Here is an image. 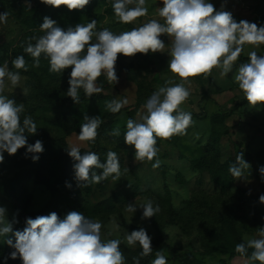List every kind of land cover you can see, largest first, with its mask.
<instances>
[{"label": "rangeland", "instance_id": "1", "mask_svg": "<svg viewBox=\"0 0 264 264\" xmlns=\"http://www.w3.org/2000/svg\"><path fill=\"white\" fill-rule=\"evenodd\" d=\"M38 2L39 0H0V13H8L7 22H0V66L7 60L9 70L19 71L21 75L20 85L12 87L8 82L4 95L18 104L23 103L21 124L25 116H31L37 126L36 134L25 133L28 144H34L36 140L44 144L49 140L64 144L67 150L72 146L87 151L97 149L98 155L105 160L108 151L117 154L121 173L119 178H114L113 174L103 185L87 182L85 186L74 180L75 192L82 204L76 211L102 224V239H120V250L125 259V248L132 255L141 250L139 244L128 246L125 235L144 228L151 238L160 233L174 248V252H161L166 257L167 264H183L182 260L187 264H219L228 257L230 249L236 244V236H240L245 242L247 239L261 238L259 228L264 227V204L260 203L259 197L264 195V175L260 172V168L264 167V159H261V154L264 153V104L255 107L249 105L234 77L239 65L248 62V53L255 51L258 55H264V44L259 47L246 44L241 54L248 59L240 60V55L232 71L224 77L220 76L221 70L218 68H214L207 78L203 74L190 77V84L185 85L190 96L180 107L191 113L193 124L185 135H174L167 140L157 137V156L151 162L138 161L135 160V152L121 149L119 144L124 140L127 120L131 118L136 122H143L142 117L147 114L144 105L148 99L136 105L140 89L152 88L155 92L159 87L171 86L166 83L169 80L173 83L180 82L168 70L171 42L167 35L160 37L166 45L163 53L158 52L160 55L151 52L148 55L139 53L134 57L119 55L115 65L118 83L109 84L104 75L98 78L97 86L102 88L101 93L105 97L88 101L80 123L69 133H65L58 125L49 123L48 118L55 112L49 108L43 92L47 89L51 95L57 91L67 94L71 68L60 73L50 72L49 60L42 57L39 67L33 66L34 60L25 59L28 70L24 71L16 70L11 61L18 57L16 52L23 40L28 41L29 37L44 34L40 28L44 17L55 20L57 26L64 30L95 19V31L107 28L119 34L142 26L151 19L163 22L158 15L159 8L163 6L162 0H146L148 14L131 24L117 21L112 8L115 0H90L82 10L69 11L61 6L58 8V16L45 11L35 23L32 17ZM209 2L217 11L230 12L237 22L246 20L264 27V0ZM113 99H127L128 103L124 106L126 110L112 119L105 102ZM85 115L99 116L103 121L94 142L78 140ZM117 127L120 130L118 137L111 135ZM213 137L217 139L211 150ZM56 143L47 153L46 182L37 183L34 173L25 178L29 191L33 194L32 208L39 210L49 205L47 215L54 211L58 215L61 210H53L56 197L54 198L49 187L57 182L60 174V166L53 163V153L59 150V143ZM241 152L250 167L243 170L242 177L234 178L229 167L236 162V155ZM3 155L10 161L19 162L18 167L12 169L0 163V173L7 177H16L22 170L37 162L32 159L34 154L27 153L26 147L19 149L14 155L7 152ZM157 160L160 161L159 166L153 167ZM59 192L60 196L68 198L63 188ZM0 197L5 218L11 223L13 230L0 237V264H11L10 253L14 249L6 240L12 239L15 242L14 232L23 231L26 225L13 207L11 198L4 194ZM149 200L154 207L159 206V212L152 218L142 219L143 209L139 207L134 214L126 211L127 204L135 203L139 206ZM105 201L109 204L108 208L105 205L95 207ZM60 205L61 203L58 207ZM66 215V211H62V216H58L63 219ZM222 216H227L229 222H223ZM113 219L119 227L113 229L110 236L108 233ZM212 228L224 230L228 240H212ZM205 242L209 244L208 247L204 245ZM155 258L156 255L150 264ZM125 264L132 263L125 259ZM230 264L260 262L240 256Z\"/></svg>", "mask_w": 264, "mask_h": 264}, {"label": "clouds", "instance_id": "2", "mask_svg": "<svg viewBox=\"0 0 264 264\" xmlns=\"http://www.w3.org/2000/svg\"><path fill=\"white\" fill-rule=\"evenodd\" d=\"M41 2L55 8L65 6L72 11L84 9L90 0ZM162 4L158 15L163 22L151 19L142 26L119 34L107 28L95 31V19L64 30L57 26L55 20L44 17L40 24L44 34L29 37L24 47V52L33 58L34 67L40 66L43 54L49 60L50 72L60 73L71 68L67 96L79 104L81 89L87 97L102 91L97 86L101 75L106 76L109 84L118 83L115 65L119 55L134 57L137 53H163L166 45L160 37L167 35L171 42L168 70L180 82L169 80L166 83L171 86L159 87L153 92L144 105L147 114L142 117L143 122L127 120L124 142L134 147L135 160L138 161L151 162L157 156V137L167 140L174 135H185L193 124L191 113L180 107L190 96L189 89L185 87L190 84V77L203 74L207 78L214 68L220 69V76L224 77L232 71L246 44L255 47L264 44V27L246 20L237 22L230 12L217 11L209 0H162ZM112 8L117 21L123 24H131L148 14L146 0H115ZM7 17V12L0 13V22L6 23ZM248 57L247 63L239 65L234 79L249 105L255 107L264 104V55L252 51ZM11 64L16 70H28L24 56L16 57ZM20 81V72L9 70V62L5 60L0 66V163L5 152L14 155L26 147L27 153L34 154L32 159L35 161L39 159L36 154L44 150L40 140L34 144L27 142L25 133L36 134L37 126L31 116H25L21 124L23 103L18 104L4 95L8 82L12 87H18ZM105 103L111 113H118L128 100L113 99ZM83 121L78 140L94 142L103 121L99 116L88 115L83 117ZM111 135L118 137L119 128L114 129ZM68 155L75 161V179L81 186L87 182L98 184L113 174L114 178L121 175L119 158L113 151L107 152L103 163L95 152L81 154L75 146L68 148ZM159 164L157 160L153 167ZM249 167L241 152L236 155V162L230 165L229 172L234 178H240L243 170ZM93 169H102V172L97 174ZM260 172L264 175V167ZM259 201L264 204V195L259 197ZM138 207L143 209L142 219L152 218L159 212V206L154 207L151 200L139 206L127 204L126 211L134 214ZM118 227L113 219L108 234L111 236L112 230ZM101 229L100 222L90 220L78 211L69 212L63 219L52 212L47 216L28 218L23 231L14 232L15 242L7 239L6 243L14 249L10 258H19L22 264H125L120 250L121 240L105 241ZM12 231L11 223L5 218V209L0 207V237ZM259 236L261 238L237 244L235 251L245 255L248 249H252L250 259L264 264V227L259 228ZM124 239L130 247L139 244L141 257L152 253L151 237L144 228L127 233ZM133 259L134 264H139V258ZM152 264H167L166 257L157 251Z\"/></svg>", "mask_w": 264, "mask_h": 264}, {"label": "trees", "instance_id": "3", "mask_svg": "<svg viewBox=\"0 0 264 264\" xmlns=\"http://www.w3.org/2000/svg\"><path fill=\"white\" fill-rule=\"evenodd\" d=\"M48 11L49 13L58 16V8L52 7L50 5H46L39 0L38 5L36 6V11L34 13V16L32 19L36 22H38V19L41 18L42 13ZM27 39L23 40L20 44V47L18 48V51L16 52V55L18 56H24L26 60H33V58L24 52V47L26 46ZM139 54V53H137ZM145 55V54H144ZM148 55V54H147ZM155 55H160L158 52L155 53ZM45 57L43 54L40 58ZM242 59H248L246 56H243L241 54L240 60ZM70 74V72H69ZM68 84V89H69ZM44 97L46 99V102L49 105V108L52 109L55 113L48 118L49 123L58 125L61 127L65 133H69L80 123L81 121V115L85 111V106L87 105L88 101L90 100H100L103 99L105 96L100 92L98 94H94L91 97H87L84 94L83 89L80 90V102L79 104L74 103L72 98L68 97L66 93H62L57 91L54 95H51L47 89L44 90ZM153 94L152 88H144L140 89L138 93V99L136 102V105L141 104L144 100H147L150 98V96ZM66 107V108H64ZM60 108V109H59ZM126 110V107L121 108V110L118 113H111L109 116L113 119V117H117L120 115L123 111ZM216 137H213L212 143H210V149L213 150L215 146ZM56 143V142H55ZM53 141H47L43 144V152L36 154L39 156V159L37 162L33 163L30 167L22 170L20 174L16 177H7L0 173V195L4 194L11 198L13 207L17 210L21 221L24 225H26V220L28 218L35 219L37 216H47L48 213V206L41 208L39 210H35L32 208V200H33V194L29 191V188L25 182V178L35 174V181L37 183H44L45 180V174L47 170V153L51 150V147L53 144ZM59 143V142H57ZM56 143V144H57ZM97 143V142H96ZM119 147L121 149H124L128 152L134 153L135 149L133 146L126 145L124 140H122L119 144ZM81 154L84 152H88L85 149H80ZM91 152H95L98 155L97 149L90 150ZM53 157V163L55 165H59V177L55 184L49 185L50 189L52 190V193L54 195V198L56 197L54 201L53 210L55 209H61L59 212L60 216H62V211H66V214H68L71 211H76L78 207H81V201L75 192V172L73 165L75 161L68 155V150L64 147V144L59 143V150H56ZM99 156V155H98ZM100 161L103 163L106 160L99 156ZM261 159H264V153L261 154ZM264 162V160H263ZM3 165H5L8 169H12V167H18L19 162L16 161H10L6 159L4 156V160L2 162ZM94 172L97 174H100L102 172V169H93ZM107 180V179H106ZM106 180H102L100 182L101 185H103ZM70 185V186H69ZM64 189L68 198H64L60 196V189ZM71 200V201H70ZM61 203V207H58V205ZM102 205H105V208L109 207L108 202H100L95 207H101ZM0 207H3L2 198L0 197ZM56 212V211H54ZM223 222H229V218L227 216H222ZM212 240L216 241H227L228 235L224 230H218L215 228L210 229ZM236 244L233 245V247L230 249L228 257L226 259H222L219 264H230V262L236 258V257H251L252 249H248L247 253L245 255H241L240 253L235 251V247L239 243H245V241L240 237L236 236L235 238ZM206 247L209 246L207 242L204 243ZM151 246H152V253L148 256L141 257L140 253L142 251L139 250L135 255L129 254L130 250L128 248H125L126 256L125 259L130 260L132 264H134L133 258H139V264H150L152 258L156 255L157 251L159 252H174V248L166 241L165 237L161 235L160 233L155 237L151 238ZM132 253V252H131ZM183 264H187L184 260H182ZM11 264H22L21 260L19 258L12 259Z\"/></svg>", "mask_w": 264, "mask_h": 264}]
</instances>
